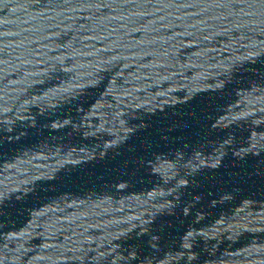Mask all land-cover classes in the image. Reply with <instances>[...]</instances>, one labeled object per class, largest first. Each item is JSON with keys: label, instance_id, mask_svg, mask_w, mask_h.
Here are the masks:
<instances>
[{"label": "water", "instance_id": "obj_1", "mask_svg": "<svg viewBox=\"0 0 264 264\" xmlns=\"http://www.w3.org/2000/svg\"><path fill=\"white\" fill-rule=\"evenodd\" d=\"M0 264H264V0H0Z\"/></svg>", "mask_w": 264, "mask_h": 264}]
</instances>
